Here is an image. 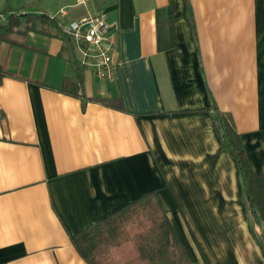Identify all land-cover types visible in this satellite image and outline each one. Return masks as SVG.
<instances>
[{
    "label": "crops",
    "instance_id": "crops-1",
    "mask_svg": "<svg viewBox=\"0 0 264 264\" xmlns=\"http://www.w3.org/2000/svg\"><path fill=\"white\" fill-rule=\"evenodd\" d=\"M0 12L62 27L103 13L116 64L99 76L40 21L1 42L13 74L0 78V264H88L72 234L150 190L193 264H264L214 120L216 106L231 114L264 172V0H0Z\"/></svg>",
    "mask_w": 264,
    "mask_h": 264
},
{
    "label": "trees",
    "instance_id": "trees-1",
    "mask_svg": "<svg viewBox=\"0 0 264 264\" xmlns=\"http://www.w3.org/2000/svg\"><path fill=\"white\" fill-rule=\"evenodd\" d=\"M5 13V12H4ZM41 24V31L70 39L56 17L42 13H10L0 20V44L15 42L18 35ZM13 74L0 63V78ZM68 77H65L67 79ZM74 93L85 106L82 78ZM105 99V98H102ZM214 120L224 147L236 158L255 233L264 249V172H255L241 133L231 114L218 106ZM72 241L88 264H193L167 215L156 190H150L103 218L72 234Z\"/></svg>",
    "mask_w": 264,
    "mask_h": 264
},
{
    "label": "built area",
    "instance_id": "built-area-1",
    "mask_svg": "<svg viewBox=\"0 0 264 264\" xmlns=\"http://www.w3.org/2000/svg\"><path fill=\"white\" fill-rule=\"evenodd\" d=\"M85 2V0H78ZM0 12V20L4 16ZM65 32L73 39L74 46L81 52L83 66H93L101 77H113L116 64L112 60L114 42L113 26L103 13L72 21L64 26Z\"/></svg>",
    "mask_w": 264,
    "mask_h": 264
},
{
    "label": "rangeland",
    "instance_id": "rangeland-1",
    "mask_svg": "<svg viewBox=\"0 0 264 264\" xmlns=\"http://www.w3.org/2000/svg\"><path fill=\"white\" fill-rule=\"evenodd\" d=\"M75 48H76V47H75ZM75 51H78V54H79V55H81V52H80V51H79L77 48H76V50H75Z\"/></svg>",
    "mask_w": 264,
    "mask_h": 264
}]
</instances>
